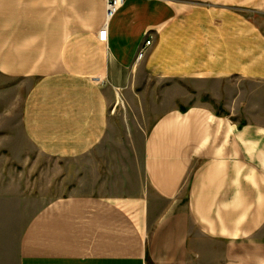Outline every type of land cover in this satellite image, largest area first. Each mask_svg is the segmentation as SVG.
<instances>
[{
	"label": "crops",
	"instance_id": "1",
	"mask_svg": "<svg viewBox=\"0 0 264 264\" xmlns=\"http://www.w3.org/2000/svg\"><path fill=\"white\" fill-rule=\"evenodd\" d=\"M105 5L0 0L18 264H264V0Z\"/></svg>",
	"mask_w": 264,
	"mask_h": 264
},
{
	"label": "rangeland",
	"instance_id": "2",
	"mask_svg": "<svg viewBox=\"0 0 264 264\" xmlns=\"http://www.w3.org/2000/svg\"><path fill=\"white\" fill-rule=\"evenodd\" d=\"M155 85L156 83H149V90ZM7 108V105L1 104L0 131H20V123L16 115L13 120L14 123L11 127L9 126L7 117L15 113L10 112V109ZM137 112L138 108L130 109V107H127V111L123 107L118 109L117 112H114L115 117H117L114 122L116 124L113 125L114 128L122 125L125 127L131 126L132 121L141 120V115H138ZM9 158L8 151H0V264H18L17 244L22 226L28 213L40 204L39 199H31L33 197L31 193L46 191L44 184L40 186L35 176H32L29 183L28 179L30 177H26L25 183L22 178L18 180L17 175L10 176L11 161ZM53 189L58 190L57 184L50 183L49 190Z\"/></svg>",
	"mask_w": 264,
	"mask_h": 264
},
{
	"label": "built area",
	"instance_id": "3",
	"mask_svg": "<svg viewBox=\"0 0 264 264\" xmlns=\"http://www.w3.org/2000/svg\"><path fill=\"white\" fill-rule=\"evenodd\" d=\"M124 0H106L105 5V19L106 23L109 21L120 9V7L123 5ZM106 23L104 24L103 28L100 29L98 32V38L100 41H106L107 40V28ZM147 36V35H146ZM152 43V39L150 37H146L144 41L139 45L136 56H135V62H139L142 60L149 48V46Z\"/></svg>",
	"mask_w": 264,
	"mask_h": 264
},
{
	"label": "bare ground",
	"instance_id": "4",
	"mask_svg": "<svg viewBox=\"0 0 264 264\" xmlns=\"http://www.w3.org/2000/svg\"><path fill=\"white\" fill-rule=\"evenodd\" d=\"M106 20V19H105Z\"/></svg>",
	"mask_w": 264,
	"mask_h": 264
}]
</instances>
